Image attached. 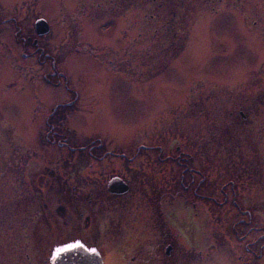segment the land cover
Segmentation results:
<instances>
[{
    "label": "rangeland",
    "instance_id": "rangeland-1",
    "mask_svg": "<svg viewBox=\"0 0 264 264\" xmlns=\"http://www.w3.org/2000/svg\"><path fill=\"white\" fill-rule=\"evenodd\" d=\"M0 5L5 10L11 9L9 16L13 8L17 10L16 18L22 20L27 16L30 23L27 21L26 25L45 20L50 33L44 40L53 45L69 40L68 30H72L71 18L75 13V17L90 21L92 16L103 12L98 22L84 26L78 22L83 35L81 42L96 50L104 42H115L121 52L124 41L121 31L126 30L127 39L132 42L128 48L131 55H126L131 65L127 75L123 71L108 73L101 63L81 55L72 54L69 58L70 86L82 96L90 92L97 100L96 103L95 98L84 100L91 108L86 107L74 121L80 144L100 137L109 150L116 152L133 154L140 145L158 144L166 155L177 153L176 146H180L185 156H201L204 146L200 140L193 142L194 128L200 138L208 134V129L214 136L220 135L219 130H229L223 141L236 145L238 151L244 148L246 152H254L264 160V140L256 139L258 128L242 127L243 137L234 134L230 138L232 128L226 126L228 110L237 112L238 104L247 108L255 96L256 111L264 112V0H0ZM109 9H115L110 17ZM73 33L77 35V29ZM5 40L12 44L15 38L10 34L0 36V116L18 125L17 110L23 96L38 88L48 99L55 100L64 96L65 90L63 86L35 87L34 73L27 76L13 71L1 53L2 44L8 47L2 42ZM205 96L210 97V104ZM202 103L208 104L203 107L208 106L206 113ZM158 126L165 131V137L160 140L154 137ZM213 140L214 148L220 145L215 140L221 139ZM216 150L214 156L224 155L221 148ZM228 166L238 173L239 166L232 158ZM27 172L26 168H6L0 176L3 185L0 187V264H50L57 249H68L85 240L104 257L106 264H131L123 246L137 225L128 213L104 206L90 210L89 218H81L87 204L79 205L77 214L76 208L66 203L68 192L54 187L40 189L44 178L39 176H34L35 183L34 177L27 183L24 180ZM263 180L262 172L260 185H253V189L259 190L261 201H264ZM32 186H37L35 196L30 190ZM90 190L92 187L83 191L85 201L90 199ZM37 194L42 195L40 199ZM33 197V203L29 204L27 200ZM209 211L213 248L218 249L212 264H238L239 244L237 238L230 236L231 222L236 223L239 232H244L246 226L236 216L233 218L236 209L230 203L213 206ZM43 215L51 224L39 222ZM195 227V239L203 246V222Z\"/></svg>",
    "mask_w": 264,
    "mask_h": 264
},
{
    "label": "flooded vegetation",
    "instance_id": "flooded-vegetation-1",
    "mask_svg": "<svg viewBox=\"0 0 264 264\" xmlns=\"http://www.w3.org/2000/svg\"><path fill=\"white\" fill-rule=\"evenodd\" d=\"M12 10L13 14L9 16L11 9L5 10L0 5V36L10 34L15 38L12 44L2 41L8 45L5 47L2 44L1 47L7 63L19 74L29 76L34 73L35 87L63 86L65 94L51 100L41 89L35 88L22 98L17 110L20 119L18 125L5 121L0 116V176L6 168H26L27 179L24 180L27 183L30 180L32 182L34 176H39L44 178L40 189L44 188L46 191L47 187H54V190L68 192L70 197L66 203L71 208H76L77 214L78 206L86 204L90 210L104 206L115 210L121 208L122 213H128L137 225L133 227L131 236L123 246V252L130 257L131 264H212L213 255L218 249L213 248V227L209 210L213 206L222 207L224 203H230L236 209L233 218L236 216L246 226L244 232H239L236 223L231 222L229 234L237 238L239 244L238 264H264V201L260 200L259 190L253 189L254 184L260 185L259 179L264 173V164L260 163L264 160L254 152H246L244 148L238 151L236 145L223 141L224 135L230 133L229 130H219L222 136H214L212 130L208 129V134L200 138L196 136L194 128L193 142L200 140L204 146L201 156H185L184 152L181 153L180 146H176L175 150L181 154L166 155L164 148L158 144L140 145L133 154L131 151L116 152L109 150L100 137L80 144L81 138L74 121L86 107L91 108L84 100L89 97L94 99L95 95L86 92L82 96L79 90L70 86L67 72L69 58L72 54L81 55L99 65L101 63L100 66L108 73L123 71L127 75L131 65L126 55H131L129 49L132 42L128 41L126 30L121 31L124 38L121 52L115 42H104L101 49L96 50L81 42L83 35L79 31V25L100 21L103 12L92 16L90 21L75 17V13L71 18L72 30H68L69 40L53 45L44 40L50 32L39 35L37 21L28 26L27 21H30L27 16L20 20L15 17L16 8ZM82 12L87 13V10L83 9ZM73 29H77V35H74ZM5 90L3 88V92ZM205 97L210 104V97ZM256 100L257 96L247 108L244 104H238V107L235 105L237 112L228 110L226 126L232 128L230 138L234 134L238 138L243 137L245 132L241 131L242 127H255L259 131L256 139L264 140V112L256 111ZM96 102L95 98L94 103ZM208 104L201 105L205 113L208 106L203 107ZM192 107L197 109L196 105ZM200 124L205 127L210 125ZM156 130L157 136L153 135L156 140L165 137V131L159 130V126ZM214 137L221 139L215 140L220 144L215 148ZM217 148H221L224 155L214 156ZM231 158L239 166L237 174L228 166ZM85 170L87 173L84 174ZM113 178L123 181L129 187L128 192L123 195L110 193L108 184ZM48 181L49 186L46 184ZM86 187H92L93 190L89 191L88 201H85L86 195L83 192ZM36 188L37 186H32L30 189L33 196L37 193ZM41 196L37 194L39 199ZM34 199L33 197V200L27 201L31 204ZM43 199L44 197L41 201ZM84 208L81 218L84 216ZM185 212L188 216H185ZM81 218L78 219L82 220ZM201 221L203 246L198 245L195 239V226ZM39 222L51 224L46 215Z\"/></svg>",
    "mask_w": 264,
    "mask_h": 264
},
{
    "label": "water",
    "instance_id": "water-1",
    "mask_svg": "<svg viewBox=\"0 0 264 264\" xmlns=\"http://www.w3.org/2000/svg\"><path fill=\"white\" fill-rule=\"evenodd\" d=\"M38 34H46L49 31L47 23L43 20L37 22ZM112 192L124 193L127 187L123 185L122 181L114 179L109 185ZM53 264H104L100 255L95 252H90L84 247H73L59 253Z\"/></svg>",
    "mask_w": 264,
    "mask_h": 264
},
{
    "label": "snow or ice",
    "instance_id": "snow-or-ice-1",
    "mask_svg": "<svg viewBox=\"0 0 264 264\" xmlns=\"http://www.w3.org/2000/svg\"><path fill=\"white\" fill-rule=\"evenodd\" d=\"M70 247H83V245L77 243V244L72 245V246H70ZM66 250H67V249H57V254H59L60 251H66ZM91 251H92L93 253H95V252H96V249L93 248V249H91Z\"/></svg>",
    "mask_w": 264,
    "mask_h": 264
}]
</instances>
